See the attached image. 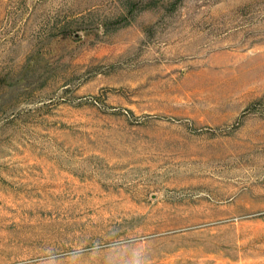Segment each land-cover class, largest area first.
Wrapping results in <instances>:
<instances>
[{
	"label": "rangeland",
	"instance_id": "rangeland-1",
	"mask_svg": "<svg viewBox=\"0 0 264 264\" xmlns=\"http://www.w3.org/2000/svg\"><path fill=\"white\" fill-rule=\"evenodd\" d=\"M109 233L264 264V0H0V264Z\"/></svg>",
	"mask_w": 264,
	"mask_h": 264
},
{
	"label": "clouds",
	"instance_id": "clouds-1",
	"mask_svg": "<svg viewBox=\"0 0 264 264\" xmlns=\"http://www.w3.org/2000/svg\"><path fill=\"white\" fill-rule=\"evenodd\" d=\"M93 260H98L100 264H151L143 236L119 233H109L88 244H78L62 257L52 254L45 264H86V261L91 264Z\"/></svg>",
	"mask_w": 264,
	"mask_h": 264
}]
</instances>
